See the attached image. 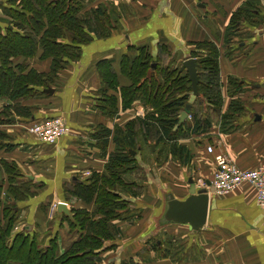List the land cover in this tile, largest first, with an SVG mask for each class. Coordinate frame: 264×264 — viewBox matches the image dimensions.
Returning <instances> with one entry per match:
<instances>
[{
  "label": "crops",
  "instance_id": "0c3cea01",
  "mask_svg": "<svg viewBox=\"0 0 264 264\" xmlns=\"http://www.w3.org/2000/svg\"><path fill=\"white\" fill-rule=\"evenodd\" d=\"M83 1L86 9L81 13L102 7L105 15L111 18V36L104 39L94 37L88 45L82 47L80 60L68 63L59 72L57 87H54L55 94L15 101L0 98V112L9 105L17 104L28 108L32 116L29 119L16 116L12 109L9 110L11 117L5 123L0 122L2 208L5 204L13 205L14 210L19 212L15 233L25 230L36 235L38 228L47 231L57 225V215L50 222L52 218L48 208L51 205L65 202L69 209L90 211L92 204L77 200L69 196L68 192L74 178L75 181L76 178L84 181L85 172L92 174L105 171L104 165L114 150L115 143L110 135L109 143L102 151V127L109 128L114 133L115 126L125 129L129 122L146 115L140 100H135L125 110L122 108L120 88L132 85L122 73L123 58L136 57V49L148 47V53L158 60L160 67L177 68L191 56L196 44L212 42L220 53L218 61L224 98L222 111L217 113L209 109L206 100H192L198 119L201 120L196 124L192 115L190 120H185V127L177 126L174 130L177 140L173 144L185 147L184 159L186 156L189 159L193 157L190 163L191 168L194 166L191 169L192 176L185 164L178 161V156L173 158L172 154L164 153L159 146L150 144V135L148 145L141 142L143 148L135 153L140 160L141 153L147 151L150 154L147 163L141 162L142 171L145 172L146 164L159 168L154 173L158 183L155 188L152 179L149 181L150 178L148 185L140 184V177L134 179L144 191L142 190L141 195L143 200L134 201L130 198L135 203L133 208L140 210L141 218L129 225L126 232L128 239L135 238V242L141 241L146 246L147 242L165 231L176 234L185 230L189 233L188 225L171 224L160 228L156 224V217L161 214L164 203L159 195L160 189H169L178 198H185L190 188L189 178H193L195 182L199 177L211 181L216 170L215 155H225L242 169H254L264 162V20L259 25L238 23L236 31L227 40L230 19L247 0ZM256 7L260 9V15L264 16V0H260ZM161 44L168 46L171 56L162 55V60L159 61ZM42 53L43 50H39L34 59L28 61L27 71L44 74L50 72L52 59H39ZM105 60L112 62L120 85L117 90L107 89L103 93L105 85L100 80L97 65ZM24 62L25 59L21 56L13 59L15 66ZM228 78L237 80L239 84L231 85ZM103 95L117 99L118 114L115 117L103 112L101 107L106 105ZM232 102L236 105L231 110L229 107ZM51 117L63 118L71 129L70 134L60 137L52 145L38 141L27 130L34 121L48 120ZM206 125L209 127L204 131ZM187 128L190 129L185 130ZM183 134L189 135L185 138L182 137ZM207 145L214 146V155L206 152ZM165 154L173 159H165L161 164H156ZM156 170L153 168V172ZM10 186H27L29 195L23 200H15L9 192ZM149 187L153 188V192L151 190L146 193ZM209 194L208 224L201 233L205 234L212 247L215 246L213 243L218 244L222 239L223 243L230 245L237 256L232 259L233 264H264L263 212L255 203L253 189L243 185L227 196L215 192ZM66 196L69 198L66 199ZM61 222V229L54 234L57 237V254L64 253L75 239V235L63 227L64 216ZM124 223L126 220L118 225L123 227ZM125 229L126 227L122 228L124 233ZM139 254L136 252L133 257ZM139 257L140 255L138 259ZM157 262L171 264L169 259L147 260L146 264ZM222 264L231 263L224 259Z\"/></svg>",
  "mask_w": 264,
  "mask_h": 264
},
{
  "label": "trees",
  "instance_id": "16d2710c",
  "mask_svg": "<svg viewBox=\"0 0 264 264\" xmlns=\"http://www.w3.org/2000/svg\"><path fill=\"white\" fill-rule=\"evenodd\" d=\"M5 3L7 5L3 4L0 8L4 10L3 15L8 18L9 25L5 29L0 27V98L15 101L49 96L45 90L57 87L59 72L68 63L80 60L83 46L88 45L94 37L104 39L111 36V18L105 15L102 7L81 13L86 9L83 0H5ZM258 3L260 0H247L238 8L230 19L227 40L236 31L238 23L261 24L264 16L256 7ZM159 47V61L162 55L171 56L168 46L161 44ZM147 48L136 49V57L123 58L121 70L132 85L120 88L122 108L125 110L135 100H140L146 115L129 122L125 129L115 126L114 133L102 127V135H99L102 151L108 145L110 135L113 136L115 148L108 156L104 172H92L84 181L76 178L69 189V196L93 205L90 211L73 208L70 209L72 217L64 215V221L71 230H76L73 242L64 253L57 254L56 237L41 247L37 242L38 235L25 230L15 233L19 212L14 210L13 205L5 204L2 208L0 199V264H98L103 261L101 253L104 252L105 243L116 240L123 233L118 223L133 217L129 208L131 199L141 198L143 187L134 178L129 180L136 171L139 175L135 177L140 176L135 153L143 148L141 142L148 145L150 135V144L159 146L164 153L172 154L173 158L178 156L182 164L189 160L188 156L184 159L185 147L173 144L177 140L174 130L177 126H186L184 122L179 123V118L184 106L192 100H206L209 109L217 113L222 111L224 98L219 50L214 43L203 41L196 44L195 50L190 53L192 58L198 59L199 65V97H193L187 72H180V66L160 67ZM39 50H43L39 59H52L48 74L27 71L28 61L34 59ZM20 56L24 57L25 62L15 66L13 59ZM111 64V61L105 60L97 65L100 80L105 85L103 93L107 89L117 90L120 85ZM228 80L231 85L239 84L233 78ZM104 99L106 105L101 107L103 112L115 117L118 114L117 99L114 96H104ZM190 105V115L197 124L201 118L198 119L193 104ZM235 105L232 102L229 109H234ZM12 109L16 116L32 117L28 108L9 105L0 112V122L5 123L11 117L9 110ZM208 127L206 125L203 130L206 131ZM188 135L183 134L182 137ZM10 187L9 192L15 200H23L29 195L27 186ZM139 218L140 211L136 220ZM167 258L168 254L162 257ZM121 264L138 263L131 259Z\"/></svg>",
  "mask_w": 264,
  "mask_h": 264
},
{
  "label": "rangeland",
  "instance_id": "374dc122",
  "mask_svg": "<svg viewBox=\"0 0 264 264\" xmlns=\"http://www.w3.org/2000/svg\"><path fill=\"white\" fill-rule=\"evenodd\" d=\"M1 1L3 2V4H6L5 0H1ZM3 12L4 10L0 8V27L2 29H5V27L9 25V23H7V21L6 22L4 21L5 19L8 20V18H6V16L3 15ZM149 155L150 154L147 151L141 153L140 154L141 160L139 159V155L137 156V160H138L137 167L141 169L140 176H139L140 178L135 177L136 175L137 176L139 175L138 171H136V174L134 176H130L131 178L129 180H132V178L134 179L139 178L138 182L140 184L148 185L150 183L149 181H151L152 179V181L154 182L153 187L156 188L157 187L156 184L158 183V181L156 177L154 176L155 175L154 173H156L157 172L156 169H159V168H156V166L153 167V165L151 164H149L150 166H147L146 164L144 165L145 172L142 171L143 168H142L141 162L147 163ZM167 156L168 155L166 154L165 156H162V158L159 161H156V164H161L163 161H165V159L166 160L173 159L172 157H169V156L167 157ZM192 160H193V157L187 160V162L189 161L188 163L187 162L185 163V166H186L185 168L186 170L188 169L190 171V176H192L191 175L192 170L194 169V166L192 168L190 166V163ZM151 167H153L154 170L156 171L153 172V168ZM158 173H160L159 170H158ZM143 175H145L144 179H141V176ZM84 178H88V177H84ZM148 178H150L149 181H148ZM199 179H203V178L201 177L196 178L197 181H200ZM151 190L153 192V188L152 189L150 187L147 188L146 193H149V191ZM65 198L67 199L69 198V196L68 197L66 196ZM132 199L134 200L135 198H132ZM135 200L137 201L143 200V196ZM133 205H135V203L132 201V203L129 204V208L133 212L132 213L133 217L130 218L129 220H126V223H124V226L121 227V229L122 228L124 229V227H126L125 233L123 232L116 240L114 241L112 240L111 242L109 241L105 243V246L103 247L104 252L101 253V260L103 261L99 262L98 264H121L122 262L131 260V259H134L138 264H146L147 260L149 261L162 260V257L164 254L169 255V258L167 259L170 260L171 264H220V263L222 264L224 259L226 262L230 260V263L233 264L232 259L233 258L236 259L237 256L235 255L234 249L230 245L223 243L222 242L223 239L218 244L213 243L215 244V246L212 247V243H210L205 238V234L203 235L201 232L198 234L199 236L189 237L190 232L188 233L187 231L186 233L185 230H181V232H176V234H174L173 232L165 231V232H162L160 236H156L155 238L147 242L146 246L144 245L145 243H142L141 241L135 242L136 240L135 238L128 239V237L126 236L127 235L126 232L129 228V225L132 224V222L136 221L137 215L140 211L138 209L135 210L133 208ZM51 207H53V205H51L48 209L51 210ZM49 210H48V213H49ZM54 215L56 216V214ZM54 215L50 214V217L52 218L50 219V222L54 220L53 219ZM61 225H62V222L59 225L57 224L54 227V229L52 230L49 229L47 231H44L42 228H38V233H37L38 241L37 242L40 243L41 247L42 246L44 247L46 244H49V241H48L49 239L51 238L53 239L56 237L54 236V234L56 231L61 229ZM63 227H65L66 230L69 229L70 233H72L73 235L76 232V230H73V231L71 230V228L69 227V224L66 221L63 222ZM229 239L230 238H227V240ZM56 240H57V237H56ZM131 242L133 243L129 244ZM159 245L161 246L159 247ZM123 249H124V252H123ZM167 250H169V252ZM129 252L132 254L129 255ZM136 252L140 253L139 259H138L139 255H137L136 257H133L136 254ZM156 264H164V263L157 262Z\"/></svg>",
  "mask_w": 264,
  "mask_h": 264
},
{
  "label": "water",
  "instance_id": "95a60500",
  "mask_svg": "<svg viewBox=\"0 0 264 264\" xmlns=\"http://www.w3.org/2000/svg\"><path fill=\"white\" fill-rule=\"evenodd\" d=\"M0 5L3 2L0 0ZM198 59L192 58L191 56L180 64V72H187L188 80L192 85V96L199 97V84L198 79V69L199 65L197 63ZM47 94H55L54 88H49L45 90ZM192 104V102L190 103ZM186 104L181 116L179 118V123L185 122L186 119L190 117L191 105ZM132 154L134 152H131ZM75 182V178H74ZM190 188L187 190V195L185 198H178L169 189H160L159 195L162 196L164 201L162 205V212L159 217H156V224L158 227H165L171 224L188 225L190 226L189 237L198 236V234L205 230L207 227V218L209 216V201L210 194L214 192V185L211 181H206L207 187L199 188L193 178L188 179ZM69 205L65 202H60L55 207V214L57 215V224L62 221L64 215L72 217V213L68 208ZM28 229V228H26Z\"/></svg>",
  "mask_w": 264,
  "mask_h": 264
},
{
  "label": "built area",
  "instance_id": "2783aa9c",
  "mask_svg": "<svg viewBox=\"0 0 264 264\" xmlns=\"http://www.w3.org/2000/svg\"><path fill=\"white\" fill-rule=\"evenodd\" d=\"M125 1L131 2V0ZM27 130L38 141L51 145L55 144L60 137L70 134L71 131L61 117H51L48 120L34 121ZM206 152L214 155V146L207 145ZM214 164L216 165V170L211 178V182L215 186L214 192L222 196H227L240 186H250L255 192V203L261 208L263 212L262 218L264 220V162L254 169H242L231 162L225 155H215ZM90 176L91 172L84 173V177ZM199 180L197 181L199 188L207 187L205 179ZM55 207L53 205L51 210H49L51 215H54Z\"/></svg>",
  "mask_w": 264,
  "mask_h": 264
}]
</instances>
